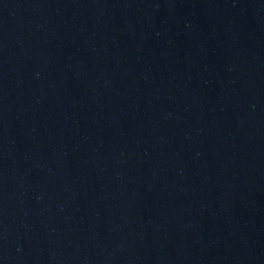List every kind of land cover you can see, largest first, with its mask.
<instances>
[{
	"label": "water",
	"instance_id": "obj_1",
	"mask_svg": "<svg viewBox=\"0 0 264 264\" xmlns=\"http://www.w3.org/2000/svg\"><path fill=\"white\" fill-rule=\"evenodd\" d=\"M0 264H264V0H0Z\"/></svg>",
	"mask_w": 264,
	"mask_h": 264
}]
</instances>
